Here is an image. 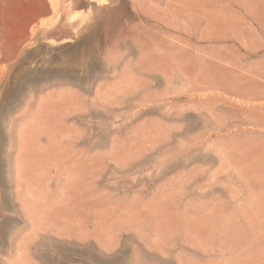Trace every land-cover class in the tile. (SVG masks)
Segmentation results:
<instances>
[{
	"label": "rangeland",
	"instance_id": "rangeland-1",
	"mask_svg": "<svg viewBox=\"0 0 264 264\" xmlns=\"http://www.w3.org/2000/svg\"><path fill=\"white\" fill-rule=\"evenodd\" d=\"M77 1L0 0V264H264V0Z\"/></svg>",
	"mask_w": 264,
	"mask_h": 264
},
{
	"label": "crops",
	"instance_id": "crops-1",
	"mask_svg": "<svg viewBox=\"0 0 264 264\" xmlns=\"http://www.w3.org/2000/svg\"><path fill=\"white\" fill-rule=\"evenodd\" d=\"M93 2L91 0H79L77 2H75V7H76V10L75 11H80L82 9H85V11L89 8V7H94ZM111 13L110 10H107L104 14L106 15H109ZM84 15H88V12L86 11L85 13H83ZM51 16V15H50ZM49 16V17H50ZM63 30H59L58 29H53L51 31H49L47 34H45V39L46 40H58V39H61V38H64V39H67V33L65 32H62ZM135 53H129L126 55L128 59V61H131V58L134 56Z\"/></svg>",
	"mask_w": 264,
	"mask_h": 264
}]
</instances>
